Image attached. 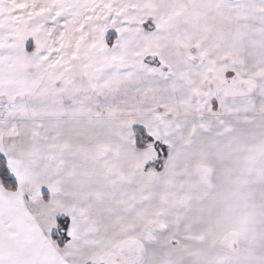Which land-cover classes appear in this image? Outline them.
<instances>
[{
	"label": "snow or ice",
	"instance_id": "obj_1",
	"mask_svg": "<svg viewBox=\"0 0 264 264\" xmlns=\"http://www.w3.org/2000/svg\"><path fill=\"white\" fill-rule=\"evenodd\" d=\"M0 264H264V0H0Z\"/></svg>",
	"mask_w": 264,
	"mask_h": 264
}]
</instances>
